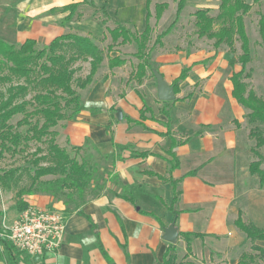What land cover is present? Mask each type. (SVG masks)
Listing matches in <instances>:
<instances>
[{"label":"crops","instance_id":"obj_1","mask_svg":"<svg viewBox=\"0 0 264 264\" xmlns=\"http://www.w3.org/2000/svg\"><path fill=\"white\" fill-rule=\"evenodd\" d=\"M146 2L0 0V39L11 44L33 39L45 46L56 37L76 33L91 37L106 49L112 43L107 28L120 23L138 33L145 31ZM76 3H86L88 8L67 21L69 12L61 9ZM161 3L169 6L158 23L155 13L150 20L158 31L154 30L148 44L149 61L170 86L190 69L179 84L176 99L159 100L157 82L150 72L143 83H128L139 63L134 56L135 43L106 53L94 83L79 90L86 110L57 128L60 142L77 147L89 143L110 162L104 166V173H108L105 188L73 211L49 195L27 197L29 206L61 213L65 235L55 251L43 255L13 249L11 260L3 248L0 264H161L168 247L165 230L173 221L179 232L177 249L184 240L181 233L203 236L191 239L195 249L207 247L203 246L207 240L215 241L221 250L238 246L245 235L235 224L239 215L264 229V189L249 174L251 141L243 133L247 110L233 96L231 78L241 71L237 50L213 49L205 54L198 52L197 46L175 48L171 45L178 39L174 32L165 37L164 47L152 49L157 35L172 23L164 22L167 11H177L175 0ZM219 7L220 0H187L181 18L199 9H210L215 15ZM7 9L13 11L12 16L2 21L1 12ZM24 9L38 12L35 24H31L33 13L25 16ZM105 18L107 23L103 24ZM181 18L178 24L183 26ZM185 41L180 37V42ZM110 57L126 59V64L111 69ZM87 64L89 70L84 71L88 75L91 67ZM146 107L149 110L142 119ZM92 110L100 112L93 114ZM119 110L122 119L118 118ZM171 162L176 165L173 169ZM113 176L118 177L116 184ZM178 191V201L173 204ZM130 193L135 204L129 201ZM19 212H12L6 221L13 223Z\"/></svg>","mask_w":264,"mask_h":264},{"label":"trees","instance_id":"obj_2","mask_svg":"<svg viewBox=\"0 0 264 264\" xmlns=\"http://www.w3.org/2000/svg\"><path fill=\"white\" fill-rule=\"evenodd\" d=\"M175 1L177 3L175 18L166 30L157 35L152 49L164 47L165 37L173 32L180 21L187 0ZM153 2L154 0L146 2L145 31L138 33L120 23L112 29L107 28L112 43L106 49L100 48L91 37L76 33L56 37L45 46H41L33 39H27L21 44H11L0 39V84L9 85L6 92L0 94V159L7 153L24 152L31 141L47 146V150L43 147L37 148L34 158L28 160V167L0 169V190L12 192L17 189L24 172L31 180L28 187H21L15 192L19 211L29 206L27 197L38 194L52 196L63 202L68 211H73L105 188L108 173H104L105 178L101 177L99 158L104 162V166L110 162L89 143L81 147L60 144L57 141L59 136L57 128L62 122L72 119L82 111L79 90H85L94 83L106 53L109 55L117 46L129 43L137 45L134 56L139 63L128 83L131 80H136L138 84L143 83L148 72L155 78L153 74L155 68L150 65L148 49L154 32L150 24L153 17L151 11ZM262 3L264 0H253V4L247 3L246 0H220L217 14L213 15L210 9H199L192 15L195 36L200 40L213 41L215 50L227 47L231 52H235L236 43H240L242 53L238 57V62L242 69L234 73L231 78L233 96L247 110L245 119L250 127L248 137L251 142H255V145L251 147L252 161L249 164V174L257 178L260 189H264V98L249 89V84L244 82V79L250 78V74H246V66L252 61L245 16L252 11L254 5L261 6ZM81 5L70 4L61 9L62 12H69L67 21L73 20ZM168 6V3L156 4L154 16L157 23ZM103 14L108 18L104 10ZM259 16V34L264 47V12H259ZM106 18L102 20L103 24L107 23ZM82 62H89L91 67L90 73L85 78L78 77L82 70L80 65ZM124 64L126 59L109 58L111 69ZM189 71L190 69H185L180 78L173 83L175 93L178 92L180 82L187 77ZM32 93L33 96L28 100L27 97ZM147 110H149L147 107L142 110V119L145 118ZM98 112L100 111L92 110L93 114ZM17 116H23L16 125L19 128H26L21 132L14 131L15 126L11 123ZM71 151L75 153L74 156L71 155ZM175 166L174 162L170 163V169ZM112 178L116 184L118 177ZM179 195L180 192H176L173 204L177 203ZM129 201L135 204L131 193ZM70 207L72 208L68 209ZM3 216L4 212L0 209V222ZM235 224L238 230L246 235L252 243L251 249L256 252H243L236 264L264 263V247L255 244L257 241L264 242V229L258 228L252 222L244 221L241 215ZM180 236L187 242L189 253H191V237H203L200 234L188 233H181ZM5 248L13 260V249L8 245ZM161 264H182L178 263L175 244L168 243Z\"/></svg>","mask_w":264,"mask_h":264},{"label":"rangeland","instance_id":"obj_3","mask_svg":"<svg viewBox=\"0 0 264 264\" xmlns=\"http://www.w3.org/2000/svg\"><path fill=\"white\" fill-rule=\"evenodd\" d=\"M161 1H164V0H154V2L152 4L153 15L155 13L156 4L161 3ZM165 1H171V0H165ZM246 2L249 4H253V0H246ZM13 7L14 6H11V8H13ZM87 8H88L87 4L83 3L80 6V8L78 9L77 13H80L81 11H85ZM21 11H22L23 15H25V16H28V15L33 13L32 17H31V20H32L31 24H35V21L37 20L36 18H38L37 17L38 12L36 10L29 11V13H27L26 9L21 10ZM101 12H99L100 16L103 14V12H102V14H101ZM175 12H176L175 9L168 10L166 15H165L164 22L165 23L172 22L174 20V17H175ZM259 12H264V3H262L261 6L254 5L252 11L247 16H245L247 34H248V37L250 39L252 61L246 66V74L249 73L250 78H248V77L245 78L244 82L249 84V89L254 90L258 96L264 98V47L262 45V39H261L260 34H259V26H258V22L260 19ZM1 13L4 14V16L2 17L1 20L5 21L6 19H8L9 17L12 16L13 11L11 9L10 10L7 9V11L3 10ZM154 18H155V16H154ZM181 20L182 21L180 23H182L183 26H181L180 24H177V26L173 30V32L176 35L175 38L178 37V39H175V41L171 42V45H174V47L177 46L175 48H179V49H182V47L186 48V49H190L193 46H197L198 52H205V54L210 52L211 50L213 51V49H214L213 48V41H209L208 39H201L200 40L197 38V36H195V33H194L195 27L193 25L194 19L192 18L191 15L183 14ZM152 28H154V27H152ZM156 29L158 31V28H156ZM156 29L154 28V30H156ZM190 31H191V34L189 33ZM183 33L185 35H183ZM180 37H181V39L186 38V41L180 42ZM14 44H17V43H14ZM236 44H237L236 50H237L238 55L236 54L237 56L236 55L235 56L237 59L241 55L242 52L240 50V43H236ZM225 50H229V49L226 47ZM236 63L239 65L238 68L242 69L241 64L238 61H236ZM80 65H82L81 66L82 70H81V73L79 72L78 77L84 78L87 75L86 71H84V68L87 69V71H88L89 70L88 64L85 65V63L82 62ZM8 86H9L8 84H0V94L5 93ZM32 96H33V93L30 96H28L27 99L29 100ZM84 103H85V101L82 102V107H83L82 111L86 110ZM22 118H23V116H17L16 118H14L11 121V123L15 126L14 131L21 132V131L26 129L25 127H22V128L16 127L17 123ZM34 121H35V118H34ZM249 131H250V127L248 126V124L246 122H244L243 133L246 136H248ZM57 141L60 144L65 145V143L60 142V140L57 139ZM254 145H255V142H250V147H253ZM38 147H43V149L47 150V146L44 145L43 143L31 141L30 143H28V146L26 147L25 151L22 153L4 154L3 158L0 159V169H10L13 167H22V168L28 167L29 166L28 160H32L34 158V155H35ZM89 149L91 150V148H89ZM71 155L74 156L75 153L71 151ZM94 159H95V157H94ZM99 162H100L99 163L100 175L102 178H105L104 169H106V167H104V162L100 158H99ZM253 179L257 180V178H253ZM30 182H31V180L28 177V174L26 172H24V175L22 176V179H21V183L17 189H19L21 187H28ZM17 189H15L12 192L0 190V209L4 212V216L0 222V228H2V225L4 224V222H6L7 224H10L6 221V218L12 217L14 214L12 212H14V211L18 212L17 204H16L17 198L15 197V192L17 191ZM91 190H92V188H91ZM71 208L72 207H70L68 209H71ZM243 237L244 238L241 239L240 244L238 246L227 247L224 250L219 249V247L217 245H216L217 246L216 247L215 241L212 242V240L211 241L207 240L206 244L203 245V246H207V247H204V248L202 247V248H198V249L191 247V253H189L187 251V248H186L187 242L185 243L184 242L185 239L183 238L184 240H182L180 243L178 242L180 245L177 249L178 263L188 264L189 262H191L194 264H225V263L236 264L240 258V255H242L243 252L256 253L255 251H253L251 249L252 243L246 238L245 235H243ZM193 238L194 237H191V239H193ZM255 244L261 245L264 247V242H262V241H257ZM211 251L213 252V254L210 255ZM186 255H188L189 257L186 258L185 257ZM260 264H264V263L260 262Z\"/></svg>","mask_w":264,"mask_h":264},{"label":"built area","instance_id":"obj_4","mask_svg":"<svg viewBox=\"0 0 264 264\" xmlns=\"http://www.w3.org/2000/svg\"><path fill=\"white\" fill-rule=\"evenodd\" d=\"M66 222L51 208L28 206L12 224L0 228V251L6 245L17 253L43 255L55 251L65 235Z\"/></svg>","mask_w":264,"mask_h":264},{"label":"water","instance_id":"obj_5","mask_svg":"<svg viewBox=\"0 0 264 264\" xmlns=\"http://www.w3.org/2000/svg\"><path fill=\"white\" fill-rule=\"evenodd\" d=\"M153 74L157 82V93L159 100L163 102L174 101L176 99L174 88L165 81L163 75L157 70H155ZM117 115L119 119H122V112L120 110L118 111ZM175 225L176 222L173 221L171 225L165 230L164 240L171 244H176L179 237V232Z\"/></svg>","mask_w":264,"mask_h":264}]
</instances>
